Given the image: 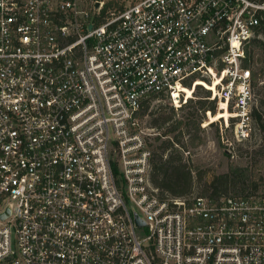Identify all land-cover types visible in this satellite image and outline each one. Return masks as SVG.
Here are the masks:
<instances>
[{"label":"built area","instance_id":"built-area-1","mask_svg":"<svg viewBox=\"0 0 264 264\" xmlns=\"http://www.w3.org/2000/svg\"><path fill=\"white\" fill-rule=\"evenodd\" d=\"M263 24L264 0H0V264H264V195H162L140 117L202 87L248 140Z\"/></svg>","mask_w":264,"mask_h":264},{"label":"trees","instance_id":"trees-1","mask_svg":"<svg viewBox=\"0 0 264 264\" xmlns=\"http://www.w3.org/2000/svg\"><path fill=\"white\" fill-rule=\"evenodd\" d=\"M260 31L264 34V24L261 25ZM260 42L264 52V41L254 39V43ZM254 78H258V72L254 71ZM257 80V79H255ZM256 86L258 84H255ZM200 90V91H199ZM197 93H202L203 96H198V99H190L186 104L179 109L170 106H159L155 111L150 110L152 99L146 101L140 111V117L144 118L146 114H151L152 118L149 121L150 126L163 129L162 136L171 135L172 137L163 138L157 136L155 141L151 143L153 154L151 158L150 178L152 183L158 187L162 195L169 194L172 196H191L194 194L196 180H199L202 188L199 195L209 196L212 199H218L223 195L242 194L248 195L259 190L260 184L253 177V173L249 167L234 166L224 173L215 175L211 180H204L203 174L200 172L196 178L190 163L187 162L183 151L175 144H179L186 149L187 144L185 137L190 134L191 142H201L202 137L198 134L201 130V122L205 117L206 111L211 110L210 121L217 120L213 113H216L217 103L215 100H210V91L199 87ZM259 92L264 94V90ZM188 108L185 114H179V111ZM191 108V109H190ZM264 95L258 99V105L253 109L254 121L264 129L263 122ZM191 128L194 132L191 133ZM264 195V193H263Z\"/></svg>","mask_w":264,"mask_h":264},{"label":"rangeland","instance_id":"rangeland-1","mask_svg":"<svg viewBox=\"0 0 264 264\" xmlns=\"http://www.w3.org/2000/svg\"><path fill=\"white\" fill-rule=\"evenodd\" d=\"M264 36V35H263ZM263 36L260 39L264 40ZM253 65L251 66L252 71L260 73L261 79L255 80V93L257 99H260L264 94L259 92L264 90V52L260 42L253 44ZM207 87L214 89L215 86L207 84ZM200 91V90H199ZM202 93H194L193 98L198 99V96L205 94L204 90ZM258 105L255 103L254 107ZM159 106H167V110L170 105L164 100H154L150 107V110L155 111ZM218 106V105H217ZM191 109V108H190ZM189 110L188 108L179 111V114H185ZM219 108L217 107L215 117L217 120L210 121L212 118L206 113L207 123L205 126L201 124V130L198 134L202 137V141L191 142L190 134H187L188 138L185 139L187 144L186 149L191 151L190 155L187 156V162L191 164L194 171V175L197 178L198 174L202 172L204 180H211L215 175L224 173L234 166H247L251 169L253 177L259 182L260 188L257 192L264 193V129L253 120L251 121V134L248 140L244 142H235L231 129L224 128V118L227 116H218ZM264 114V109H263ZM152 115L146 114L143 118V125L149 126V121ZM209 122V123H208ZM264 122V115H263ZM161 132L163 129H160ZM194 128H191V133L194 132ZM222 134L225 140L222 138ZM227 139L232 142L229 146L223 141ZM231 145V146H230ZM202 188L199 180H196L194 187V194H199Z\"/></svg>","mask_w":264,"mask_h":264},{"label":"bare ground","instance_id":"bare-ground-1","mask_svg":"<svg viewBox=\"0 0 264 264\" xmlns=\"http://www.w3.org/2000/svg\"><path fill=\"white\" fill-rule=\"evenodd\" d=\"M214 86L216 87L217 84L215 83ZM224 108H225V104H222L220 111H218V116H220V115H222V116H224V115L225 116H228L229 115V112L227 110H224ZM216 118H218V117H216Z\"/></svg>","mask_w":264,"mask_h":264},{"label":"water","instance_id":"water-1","mask_svg":"<svg viewBox=\"0 0 264 264\" xmlns=\"http://www.w3.org/2000/svg\"><path fill=\"white\" fill-rule=\"evenodd\" d=\"M143 224H145V221L141 217L136 216V225L141 226Z\"/></svg>","mask_w":264,"mask_h":264}]
</instances>
